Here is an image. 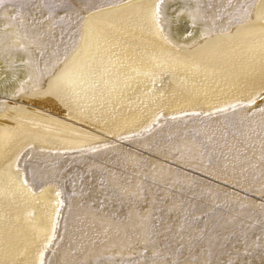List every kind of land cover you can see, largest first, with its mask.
Masks as SVG:
<instances>
[{
  "label": "rangeland",
  "instance_id": "1",
  "mask_svg": "<svg viewBox=\"0 0 264 264\" xmlns=\"http://www.w3.org/2000/svg\"><path fill=\"white\" fill-rule=\"evenodd\" d=\"M119 1L2 0L0 19L35 43L28 47L32 67L44 82L78 42L85 12ZM256 1L195 0L190 9L221 31L251 17ZM182 2L162 0L160 10H178ZM183 12L169 17L180 22V39L200 37ZM21 62L0 55L2 89L20 81L15 91L0 93V104L27 86ZM261 109L264 100L159 115L84 151H23L18 162L28 182L59 189L43 264H264Z\"/></svg>",
  "mask_w": 264,
  "mask_h": 264
},
{
  "label": "bare ground",
  "instance_id": "2",
  "mask_svg": "<svg viewBox=\"0 0 264 264\" xmlns=\"http://www.w3.org/2000/svg\"><path fill=\"white\" fill-rule=\"evenodd\" d=\"M194 1L164 7L160 27L157 0L85 12L78 42L44 82L32 67L28 47L35 43L0 19V55L21 60L28 77L25 88L0 104V264H39L60 204L57 184L35 188L26 179L18 162L23 151L78 152L133 134L159 115L264 100V0L251 17L221 31L191 11ZM182 11L200 37L180 39L182 26L169 17ZM15 81L0 85V93L15 91Z\"/></svg>",
  "mask_w": 264,
  "mask_h": 264
},
{
  "label": "snow or ice",
  "instance_id": "3",
  "mask_svg": "<svg viewBox=\"0 0 264 264\" xmlns=\"http://www.w3.org/2000/svg\"><path fill=\"white\" fill-rule=\"evenodd\" d=\"M0 2H2V0H0ZM161 3H162V0H157V3L155 5V8H154V19H155V22H156V25L157 27H160V21H161ZM228 3L230 4L231 3V0H228ZM211 7V5H209ZM225 9L224 8H221L218 10V13L219 12H223ZM237 11H239V9H237ZM244 14L247 16V15H250L249 11H248V8H245L244 9ZM217 18H219V15H217ZM194 19V18H193ZM187 35H191V33H187ZM21 49H23V45H21ZM26 62V61H25ZM31 78V77H30ZM258 95V94H257ZM255 99L256 97L253 96L251 97L247 102L249 104H253L255 103ZM262 111H264V109H261ZM94 150V149H93ZM59 195V193H57ZM59 203V202H58ZM57 212H58V209H57ZM54 228H55V221L53 222V232H54ZM54 238V236H50L48 237V241L47 243L45 244V248H47L48 246V243H51L52 239ZM43 256H44V252L43 250L39 253V264H43Z\"/></svg>",
  "mask_w": 264,
  "mask_h": 264
}]
</instances>
